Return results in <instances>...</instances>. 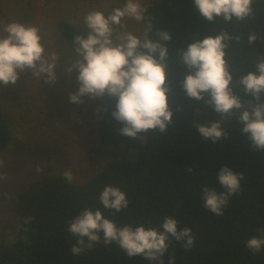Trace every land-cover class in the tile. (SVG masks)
I'll list each match as a JSON object with an SVG mask.
<instances>
[{
	"label": "trees",
	"instance_id": "trees-1",
	"mask_svg": "<svg viewBox=\"0 0 264 264\" xmlns=\"http://www.w3.org/2000/svg\"><path fill=\"white\" fill-rule=\"evenodd\" d=\"M252 9L246 20L230 23L222 17L209 21L194 0H155L145 9L149 38L159 39V31L171 36L163 42L169 50L166 82L173 112L167 132L150 130L135 139L121 134L123 125L112 115L117 98L107 95L97 130L112 150L111 161L84 184L44 176L21 191L16 201L18 233L12 241L0 240V264H160L140 255L128 256L118 244L105 245L103 240L74 254L77 238L67 228L85 208H99L118 226L144 224L162 231L163 220L171 216L178 221V230L190 228L193 247L185 249L183 242L169 237L163 264H169L170 258L173 264H264V248L254 254L246 247L249 238H264V149L253 146L238 119L244 109L251 111L250 101L256 102L243 91L239 77L254 70L257 58L264 57V0H253ZM58 29L74 46V35L86 37L67 20H61ZM220 32L234 37L226 41V60L234 93L243 103L227 120L204 101L189 100L182 88L187 69L178 61L188 44ZM251 32L257 36L253 44L248 43ZM216 120L227 134L213 142L198 132L196 123ZM10 140V124L0 105V154ZM225 165L244 175L240 191L229 198L223 215H215L204 208L201 191L205 185L225 191L216 176ZM108 185L119 187L129 201L115 215L99 200Z\"/></svg>",
	"mask_w": 264,
	"mask_h": 264
},
{
	"label": "clouds",
	"instance_id": "clouds-1",
	"mask_svg": "<svg viewBox=\"0 0 264 264\" xmlns=\"http://www.w3.org/2000/svg\"><path fill=\"white\" fill-rule=\"evenodd\" d=\"M203 17L214 21L222 17L231 22L246 20L252 13L253 0H194ZM144 8L139 0H125L122 7H116L107 15L101 10L89 11L83 18L88 35H74L78 58L63 71L78 70L79 88L71 93L73 103L82 102V97H116L113 117L122 123L121 134L135 139L140 133L150 130L167 132L172 123L173 112L169 106L170 87L166 82L169 71L168 46L163 43L171 36L166 31L157 33L159 39L149 38L147 31L143 38L131 31H123L114 38V26H123L124 19L136 22L144 20ZM6 34L0 36V84L15 87L25 71L51 84L56 79L55 67L58 55L49 54L42 42L40 29L36 25L17 21L3 26ZM234 39L228 32L209 35L196 40L182 49L178 61L187 69L182 81L189 100L204 101L227 120L234 109L243 108V103L234 93L233 75L226 60V41ZM239 39V37H235ZM256 33L248 35V43L253 44ZM46 74V75H45ZM239 85L245 93L255 98L249 102L251 111L244 109L238 119L243 122L244 133L249 134L257 149H264V57H258L254 70L239 77ZM198 132L213 142L227 134L221 121L196 123ZM37 171H40L39 166ZM243 173H236L227 165L216 174L217 181L225 190L203 186L201 191L204 208L215 215H223L229 198L240 191ZM64 176L71 182L70 170ZM103 207L114 210L113 215L126 209L129 201L119 187L108 185L99 194ZM178 221L171 216L162 222V231L144 224L118 226L104 216L99 208L83 209L69 223L67 231L76 237L74 254L82 253L103 240L105 245L116 243L128 256L140 255L150 261L163 264V256L169 247V237L183 242L185 249L193 247L195 237L191 229L178 230ZM102 234V235H101ZM246 247L254 254L264 248V238L253 236L246 241ZM174 258L169 259L173 264Z\"/></svg>",
	"mask_w": 264,
	"mask_h": 264
},
{
	"label": "rangeland",
	"instance_id": "rangeland-1",
	"mask_svg": "<svg viewBox=\"0 0 264 264\" xmlns=\"http://www.w3.org/2000/svg\"><path fill=\"white\" fill-rule=\"evenodd\" d=\"M155 0H139L144 10ZM125 0H0V36L3 26L13 22L36 25L46 51L58 55L56 79L46 84L25 71L15 87L0 84V105L8 118L11 140L0 154V240L12 241L18 233L17 197L31 182L44 176L72 173L76 184H84L111 161L113 153L98 135L102 97H82L73 103L69 96L79 88L78 70L63 71L75 63V46L59 32L58 23L67 20L88 30L84 16L92 10L107 15ZM150 25L125 18L114 26V38L123 31L143 37ZM46 75V74H45ZM39 166L40 171H37ZM66 178V177H65Z\"/></svg>",
	"mask_w": 264,
	"mask_h": 264
}]
</instances>
